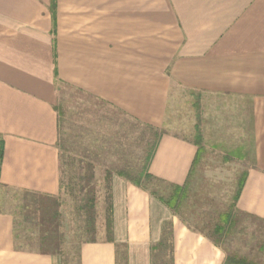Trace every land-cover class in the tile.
Returning <instances> with one entry per match:
<instances>
[{"label":"crops","instance_id":"obj_1","mask_svg":"<svg viewBox=\"0 0 264 264\" xmlns=\"http://www.w3.org/2000/svg\"><path fill=\"white\" fill-rule=\"evenodd\" d=\"M67 121L93 151L69 153ZM0 156V264H62L38 219L65 169L101 159L111 240L77 264H264V0H0ZM212 156L239 174L232 233L247 223L254 257L143 187L184 190Z\"/></svg>","mask_w":264,"mask_h":264},{"label":"rangeland","instance_id":"obj_2","mask_svg":"<svg viewBox=\"0 0 264 264\" xmlns=\"http://www.w3.org/2000/svg\"><path fill=\"white\" fill-rule=\"evenodd\" d=\"M178 111L176 121L180 124L177 123V125L183 128L186 120L184 109ZM69 115L73 116L72 111L69 112ZM69 115L66 117L67 119H70ZM64 127L68 130L65 138L67 139L68 136L71 139L65 142L70 154L73 150L80 154L87 150L93 151L92 142L85 139V137L93 136L88 132V126L83 125L82 127L78 123L72 125L71 121H67ZM147 135L149 136V133ZM102 136L105 135L102 134ZM80 138H84L85 144L84 142L83 145L81 144ZM211 159V161L197 167L190 185L183 192L180 191L181 194L178 193L181 196L180 203L175 202L176 204H174L177 216L187 219L194 227L209 234L222 247L229 250H244L254 257L258 246L257 238L250 237L247 223L243 228L244 222L242 220L239 222L240 218L237 217V230L232 233L234 226H236V219L231 207V198L235 192L234 185L239 179V174L232 171L233 167L222 168L220 166L222 160L216 156H212ZM102 162L103 159H101V165L93 166V169L97 170L93 173H88L86 171L87 165L84 164L71 166L67 171L65 169L61 175L63 187L60 193L47 200L49 213L45 219L37 215L38 210L34 213L33 211L28 213V215L34 214L36 218L39 217L42 221L38 219V223L41 222L44 229L51 232V242L48 247L44 248L54 251L62 264H77L80 243L109 239L105 226L106 195L109 188H104L106 183L101 180L107 176V173L102 170L105 166L110 165L107 161H104L106 165L105 163L102 165ZM91 176L93 178H90ZM143 185L151 193L153 192L163 198H169L177 192L174 189H166L152 180L146 181ZM89 195L95 196L96 201L93 209L88 204ZM223 213L230 215L231 220L228 223L223 220ZM216 228L218 229L215 230ZM224 230L226 231L224 232ZM34 240L36 241H33L32 244L40 249L42 247L41 240L39 237L34 238Z\"/></svg>","mask_w":264,"mask_h":264},{"label":"trees","instance_id":"obj_3","mask_svg":"<svg viewBox=\"0 0 264 264\" xmlns=\"http://www.w3.org/2000/svg\"><path fill=\"white\" fill-rule=\"evenodd\" d=\"M145 177H146V180H149V181L150 180L157 181L155 178H152L150 175H147L146 174ZM181 190L183 192V189L182 188L179 189V190H177L176 193H174L173 195H171L170 199H172V201L173 200L176 201L178 198H181V196H180V194H181L180 191ZM178 193H180V194L178 195ZM16 194L17 195H22V196H28L26 192H21V191H16ZM152 194H155V193L152 192ZM34 197H36V196H34ZM106 197H107L106 198V202L107 203H106L105 226H106V232H107V234L109 236V239L108 240H111V202H110L111 195H110V190H109L108 194L106 195ZM87 200H88V204H90V207L93 209V207L95 206V201H96L95 200V196L94 195H89L88 198H87ZM25 208H28V209L33 208L35 210L34 206L33 207L32 206H26V205L22 206V209H25ZM45 236H47V234H45ZM46 240H47V237L44 238V241H46Z\"/></svg>","mask_w":264,"mask_h":264}]
</instances>
